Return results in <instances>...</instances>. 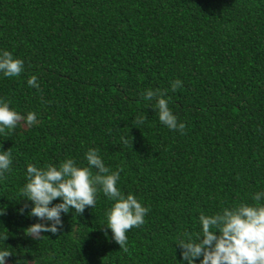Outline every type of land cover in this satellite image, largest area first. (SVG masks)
Wrapping results in <instances>:
<instances>
[{
	"label": "trees",
	"instance_id": "obj_1",
	"mask_svg": "<svg viewBox=\"0 0 264 264\" xmlns=\"http://www.w3.org/2000/svg\"><path fill=\"white\" fill-rule=\"evenodd\" d=\"M3 50L24 71L0 73V99L38 120L0 133L12 160L0 176L8 263L187 264L177 244L197 238L201 213L254 204L264 192V0H0ZM32 75L39 88L28 85ZM148 89L166 92L185 134L160 122L155 100L141 95ZM89 148L149 209L127 233L130 254L106 226L114 202L102 191L94 209L62 212L57 234H27L45 223L21 195L28 164L72 158L87 167Z\"/></svg>",
	"mask_w": 264,
	"mask_h": 264
},
{
	"label": "clouds",
	"instance_id": "obj_2",
	"mask_svg": "<svg viewBox=\"0 0 264 264\" xmlns=\"http://www.w3.org/2000/svg\"><path fill=\"white\" fill-rule=\"evenodd\" d=\"M24 71V61L15 58L7 50L0 52V73L6 77H17ZM38 78L32 75L27 83L30 87L39 88ZM175 91L182 86L177 79L170 82ZM146 100H155V109L160 122L170 130L185 134L186 125L178 123L164 98L166 92L148 89L141 93ZM10 101L0 99V133L6 129L14 130L19 122L26 121L28 126L38 123L35 112L26 117L10 108ZM145 117L138 116L134 123L143 124ZM124 143L127 140L122 137ZM87 167H80L72 158H67L59 166L47 164L37 167L27 166V182L20 190L21 195L33 202L30 216L39 218L45 223H35L27 228V234L33 239H40L41 233L57 234L63 226L61 213L70 209L82 215L86 207L94 209L98 191L114 203L107 210V228L111 229L113 239L121 250L130 254L127 233L134 227L144 224L149 209L144 207L135 195H125L117 187L120 171H111L105 166L98 149L89 148L85 153ZM11 151H0V176L10 170ZM96 169L93 174L92 169ZM122 170V169H121ZM62 202L52 205L56 199ZM254 204L240 203L224 207L221 212L208 216H199L201 232L193 240H180L177 244L187 264H195L196 258L203 257L200 264H264V192L252 196ZM21 208L20 214H23ZM0 213V215H2ZM51 221V225L47 223ZM59 226V227H58ZM107 234V233H106ZM7 236L3 239L7 240ZM12 255L8 250H0V264H7L6 257Z\"/></svg>",
	"mask_w": 264,
	"mask_h": 264
},
{
	"label": "rangeland",
	"instance_id": "obj_3",
	"mask_svg": "<svg viewBox=\"0 0 264 264\" xmlns=\"http://www.w3.org/2000/svg\"><path fill=\"white\" fill-rule=\"evenodd\" d=\"M7 264H10V263L7 262Z\"/></svg>",
	"mask_w": 264,
	"mask_h": 264
}]
</instances>
